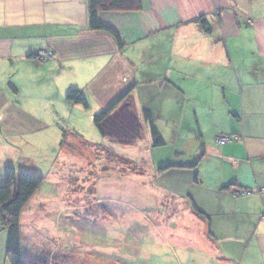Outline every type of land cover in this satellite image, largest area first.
Here are the masks:
<instances>
[{
    "label": "crops",
    "instance_id": "obj_1",
    "mask_svg": "<svg viewBox=\"0 0 264 264\" xmlns=\"http://www.w3.org/2000/svg\"><path fill=\"white\" fill-rule=\"evenodd\" d=\"M100 21L124 48L90 29L88 0H0V132L34 114L38 100L21 103L26 90H56L60 110L71 114L93 105L94 118L134 88L132 107L121 105L104 125L120 119L145 136V109L155 123L160 113L184 120L191 112L200 160L192 175L182 168L187 179L177 188L162 191V222L152 229L181 253L177 264H264V0H142L140 10L102 13ZM72 90L88 109L67 101ZM189 103L193 109L180 108ZM178 129L180 140L182 122ZM223 134L239 140L222 146ZM145 143L153 148L152 137ZM6 252L0 230V264H10Z\"/></svg>",
    "mask_w": 264,
    "mask_h": 264
},
{
    "label": "rangeland",
    "instance_id": "obj_2",
    "mask_svg": "<svg viewBox=\"0 0 264 264\" xmlns=\"http://www.w3.org/2000/svg\"><path fill=\"white\" fill-rule=\"evenodd\" d=\"M3 89L0 85V93ZM32 99L39 102L34 114L18 121L14 130L0 132L4 182L8 166L45 178L22 213L25 256L35 254L36 264H177L181 253L175 256L152 226L162 222V191L187 179L183 169L195 172L161 170L168 163L196 161L203 142L194 115L182 120L176 111L157 114L166 145L149 148V128L145 136L144 130L125 128L117 119L103 125L105 140L90 118L93 105L77 115L64 106L60 110L56 90H26L20 97L23 106ZM184 106L190 110L194 104H180ZM63 130L80 137L70 133L60 147Z\"/></svg>",
    "mask_w": 264,
    "mask_h": 264
},
{
    "label": "trees",
    "instance_id": "obj_3",
    "mask_svg": "<svg viewBox=\"0 0 264 264\" xmlns=\"http://www.w3.org/2000/svg\"><path fill=\"white\" fill-rule=\"evenodd\" d=\"M142 0H88L89 23L90 29L96 32H105L113 37L117 45L122 49L124 43L116 30L105 26L100 21L102 13L120 12L131 13L141 9ZM202 28L208 33L211 30L205 20L197 21ZM134 88H130L116 103L109 107L106 111L93 118L94 124L103 138L106 137L104 131V123L112 116V114L124 104L132 107L131 94ZM67 101L74 105H81L84 109H88L87 100L82 93L72 90L67 96ZM144 122L148 125L152 137V146L154 148L164 147L166 141L158 129L152 111L145 109L143 111ZM71 132L63 130V137L60 147L65 145L67 138ZM75 135V133H71ZM80 137L79 135H75ZM82 138V137H81ZM99 146V145H98ZM125 164H132L126 158L118 157ZM200 158L191 164L180 165L172 164L161 170H171L172 168H196ZM45 178L37 173L18 172L14 167L8 166L5 172V182L0 185V230L7 231V252L6 256L10 264H36L35 258H28L27 250L24 248L23 232L21 225L22 213L28 206L30 201L36 196L42 187ZM199 215H203L198 212Z\"/></svg>",
    "mask_w": 264,
    "mask_h": 264
},
{
    "label": "built area",
    "instance_id": "obj_4",
    "mask_svg": "<svg viewBox=\"0 0 264 264\" xmlns=\"http://www.w3.org/2000/svg\"><path fill=\"white\" fill-rule=\"evenodd\" d=\"M40 56L43 60H48V59H50L51 54L49 52H43L40 54ZM238 140H239V138L236 136H229V135H224V134L221 135L219 138H217V142L222 146L230 144V143H232L234 141H238ZM247 194H248V192L241 191V190H236L233 192V195L235 197H240V196H244Z\"/></svg>",
    "mask_w": 264,
    "mask_h": 264
}]
</instances>
